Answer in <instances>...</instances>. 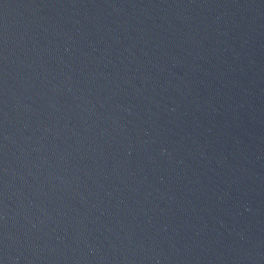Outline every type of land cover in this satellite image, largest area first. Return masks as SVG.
Here are the masks:
<instances>
[{"label": "water", "instance_id": "1", "mask_svg": "<svg viewBox=\"0 0 264 264\" xmlns=\"http://www.w3.org/2000/svg\"><path fill=\"white\" fill-rule=\"evenodd\" d=\"M0 264H264V0H0Z\"/></svg>", "mask_w": 264, "mask_h": 264}]
</instances>
